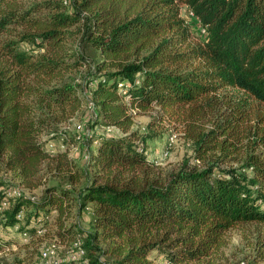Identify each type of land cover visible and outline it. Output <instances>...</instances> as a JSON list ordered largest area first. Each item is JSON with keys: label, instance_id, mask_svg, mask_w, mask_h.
<instances>
[{"label": "trees", "instance_id": "1", "mask_svg": "<svg viewBox=\"0 0 264 264\" xmlns=\"http://www.w3.org/2000/svg\"><path fill=\"white\" fill-rule=\"evenodd\" d=\"M181 4L205 28L196 39ZM3 32L17 38L0 42V226L37 234L52 219L59 236L74 234L71 245L82 238L83 264H193L218 253L230 227L264 224V109L252 122L228 93L264 105V0H0ZM80 66L86 83L71 78ZM83 87L91 122L123 134H80L90 180L47 183L44 168L72 163L46 136L77 113ZM151 107L183 126L193 163L165 172L147 156L156 129L132 124ZM5 172L39 194L10 193ZM82 173L76 166L65 181ZM75 204L91 209L83 233L66 226ZM263 260L264 249L246 264Z\"/></svg>", "mask_w": 264, "mask_h": 264}, {"label": "rangeland", "instance_id": "2", "mask_svg": "<svg viewBox=\"0 0 264 264\" xmlns=\"http://www.w3.org/2000/svg\"><path fill=\"white\" fill-rule=\"evenodd\" d=\"M39 0H15L19 8L28 7L31 3ZM68 6V5H67ZM69 7V6H68ZM181 13L189 21L192 27V36L194 39L198 34H203L201 31V25L197 18H194L189 13L185 4H181ZM12 29H23L21 26H12ZM17 36L11 33H1L0 42L8 39H16ZM21 46H28L27 43H20ZM87 51V50H86ZM88 74V66H80L78 70L74 71L71 75L77 83H86V79L90 78ZM81 95L84 96L81 107L77 113L67 120L64 124H60L58 136L48 137V142L53 144L48 149L51 152L64 151L66 153L67 163H72L71 167L67 166L62 169L63 172L58 173L57 170L52 168H44L46 172L47 183L62 181L67 187H73L78 189L86 182L90 180L89 168L86 164L87 147L86 140L79 139L78 134H81L77 128L78 123H82L84 129L94 131L96 134H104L107 136L122 135L123 132L116 126H104L92 123V116L88 118V111L85 109V91L84 87L80 89ZM229 95L234 96V101L238 104L243 101V105L251 108V114L253 116L252 122L259 117L258 115L263 112L264 105L259 103L242 91L236 89H229ZM161 110L157 107H151L144 111H139L134 114L133 128L151 129L154 126L157 133L154 137L148 139L146 143L147 156L154 160L162 171H170L176 169L186 158L190 163L194 162L193 158V143L190 138L185 136L184 128L178 122H170L167 118H158L161 116ZM215 117V116H214ZM223 117V116H221ZM218 119L220 116L217 117ZM163 120V121H162ZM151 126V127H150ZM211 119L206 122V129L212 127ZM147 131V130H146ZM170 136L172 140L169 143ZM79 141H78V140ZM84 141V142H83ZM248 141L243 138V146H247ZM96 145V142L92 146ZM76 166L86 171V173L80 174L75 182L67 183L65 181L66 175ZM85 168V169H84ZM58 173V174H57ZM4 177L11 181L10 193L16 191H23L25 193L39 194L41 187L29 190L25 188L19 180L13 176L10 172H5ZM15 191V192H14ZM91 205V204H90ZM91 209H83L78 211L76 204L74 205L72 217L67 219L66 226L75 224L72 231L77 233H83L84 230L90 226ZM59 227L51 219L50 224L37 234L28 233L27 236H23L21 231L16 226H0V236L5 239V245L0 250V259L15 264H44L41 259V252L51 243L55 244L56 257L63 261V264H82L81 258H69L71 254V239L73 236L64 234L59 236L57 234ZM224 247L209 259L203 260L199 263L193 264H246L249 259L256 256L264 249V224L258 222H244L230 227L224 234ZM155 264H167L162 258H157ZM264 264V260L261 261Z\"/></svg>", "mask_w": 264, "mask_h": 264}, {"label": "built area", "instance_id": "3", "mask_svg": "<svg viewBox=\"0 0 264 264\" xmlns=\"http://www.w3.org/2000/svg\"><path fill=\"white\" fill-rule=\"evenodd\" d=\"M65 3L68 2V0H63ZM189 13L193 15V12L192 11H189ZM196 18V17H194ZM201 31L204 33L205 32V28L201 26ZM136 83L139 82V79L136 78L135 80ZM122 83H120L121 85ZM126 100H128L127 97H125ZM85 109L91 113L94 111L95 107H94V102L93 100L91 99V93L90 91H87L86 92V100H85ZM77 128L78 130L80 131V133H86V132H89L88 130L84 129L85 127L83 126L82 123H78L77 125ZM78 138H80V134L77 135ZM172 140V136H170V139H169V143L171 142ZM48 146L49 147H52L53 144L51 142L48 143ZM10 190V188H9ZM10 192V191H9ZM15 192V191H14ZM16 194H20L21 191H16L15 192ZM21 233L23 234V236H27L28 233L27 231L23 230L21 231ZM82 238L80 237H76L73 241H72V245H71V248H72V253L69 254V258H82L83 255H84V249L82 247ZM41 259L43 260V263L44 264H63V261L58 259L56 257V249H55V244L54 243H51L49 245H46V247L42 250L41 252ZM83 264V263H82Z\"/></svg>", "mask_w": 264, "mask_h": 264}]
</instances>
